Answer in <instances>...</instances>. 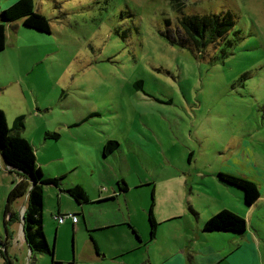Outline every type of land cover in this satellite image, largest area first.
<instances>
[{"label": "rangeland", "instance_id": "rangeland-1", "mask_svg": "<svg viewBox=\"0 0 264 264\" xmlns=\"http://www.w3.org/2000/svg\"><path fill=\"white\" fill-rule=\"evenodd\" d=\"M6 1L0 0V10ZM33 1L51 31L29 29L42 39L7 33L0 53V107L8 126L23 114V132L34 141L43 172L70 168L69 179L91 198L90 174L104 195L117 186L114 173H122L129 186L100 210L45 185L43 228L54 255L37 254L32 264L69 262L91 237L83 218L129 214L139 238L149 236L152 202L158 221L179 217L161 225L156 245L141 246L154 254V264L164 251L183 256L177 250L182 243L200 255L195 219L205 221L222 208L251 218L248 232L257 241L251 264H264V0ZM225 12L234 26L207 48L183 38L178 23L183 15ZM91 107L101 114L68 126ZM46 132L60 138H47ZM107 135L121 150L97 165L87 157L92 163L87 171L72 144L89 149ZM221 172L257 183L262 196L253 210L240 189L218 182ZM57 211L68 214L63 222L54 217ZM73 213L79 219L75 231ZM0 229L3 234L4 226ZM118 229L123 227L112 230L111 240H119Z\"/></svg>", "mask_w": 264, "mask_h": 264}, {"label": "crops", "instance_id": "crops-1", "mask_svg": "<svg viewBox=\"0 0 264 264\" xmlns=\"http://www.w3.org/2000/svg\"><path fill=\"white\" fill-rule=\"evenodd\" d=\"M11 1L13 0H8L6 1V3H10ZM29 29L25 28L22 25V22L16 21V23H14V27H11V25L7 26L6 41L8 40L7 33L9 32V30H13L14 32L16 31V33H18V35L21 37L27 35H33L35 38L42 39V37H37L36 33H34ZM4 50L2 51L3 53ZM3 87L4 84L0 82V90ZM36 107L39 106L36 104ZM86 112L89 114L84 115L77 121L76 120L69 121L68 126L81 125L82 123L88 121L90 116L101 114L98 110H95L94 107L89 108L88 110H86ZM19 115H23V114H18L17 116ZM13 120L9 126L12 125ZM23 130L21 134L30 142L33 148H37L34 141L30 140L27 137V135L23 132ZM111 137L112 136L107 135L106 138L100 139L98 144H94V146L89 149H84L80 147L79 144L77 143L72 144V147L73 146L75 147L76 156L79 164L82 167H84L87 171H91L90 168L92 167V163L90 162V160H88L87 157H91L92 161L96 164L97 161L105 163V161L108 160V159L102 160L105 158V156L108 155L116 156L117 153L115 152L121 150L120 143H119V148L114 152L109 154H104L103 152V145L105 141L107 139H112ZM97 145L100 146V148L97 149L96 148ZM81 149H84L85 152H83ZM99 152L103 154V156L101 155V158H99L100 157L99 155L97 157V154ZM120 160L123 165L124 162L126 163L127 158L126 156L122 155ZM36 162L39 166L37 158H36ZM2 163L4 164L3 159L0 155V226L1 227L2 225L4 226V232L3 234H0V240H1L0 258L2 259V262L0 264H32L34 260H37V254H42V253L30 251L29 250L30 247L28 248V244L26 243V240L24 238V231H23L21 217L24 216L27 194L18 198L13 202L12 210L15 212L16 218H14V220H9L8 219L9 215L6 216L4 212V204L7 194L12 187V183L17 177L15 173L9 172L6 167L4 169ZM68 169L70 168H62L59 170V172L54 173L50 170H47V172H43L41 168L43 174L47 177L49 176L62 177L61 186L64 189L74 184H80L79 182L69 179V174H66ZM112 176H113V180H115L116 182H118L120 179H123L125 181L124 178L125 176L122 173L121 174L114 173L112 174ZM89 182L90 184H93L95 186L94 196H93L94 198L90 197L87 188L84 187L88 194L89 202L97 204L98 206L97 209L101 208L100 210L106 208L104 207L105 205L103 202L110 200L112 198H116L118 194L125 193L128 190V186H129L128 182L125 181L127 185V189L121 192L118 190V186H116V184L112 185L111 191L106 193L107 195H104L102 188L99 189L96 186L99 185V181L94 175L90 174ZM218 182L222 183L219 179ZM141 183L143 182L140 181V184ZM141 185H145V184H141ZM137 186H139V184ZM59 191H64V190L62 189ZM108 194L110 195L108 196ZM261 196L262 195L260 194L259 198L249 207L248 209L249 211L253 210V208L256 206L257 202L261 198ZM153 207H154V203L152 205V210ZM189 209L194 214V211L191 208ZM57 213L60 214L58 211ZM58 214H56L54 217L57 218ZM126 215L127 214L122 213V216L117 218L114 217L98 218L94 222L89 221L87 218H83V226L88 231L91 237L85 240V242L81 245V247H79V249L74 252L71 258H67L69 262L67 263L63 262V263L66 264H154L153 262L154 254L153 253L145 254L144 252H142V249H140L141 246L145 245L148 247L153 244L156 245L159 237L158 232L161 230V225L167 222H173L176 219L179 220V217L176 216V214L172 216L168 215L167 216L168 219L158 221V219L155 217L153 213L157 221L156 233L153 238L149 239L148 238L149 236L144 237L142 235V238H137L135 236L129 225H131L135 229L137 227L131 220L129 214L127 216ZM195 220H196V226H195L196 233L198 234L196 235V238L198 237V240L202 245L201 248L199 247L200 251L202 252L201 253L202 255L201 254L196 255L195 249H192L191 246L188 244L182 243L179 244L177 250L183 252V256L179 253H177L178 255H176V252L171 253L164 251L159 255V258L156 260V264H251L250 250H252L253 252L256 251L257 241H256V236L248 232V229H250L249 226L251 221L250 217H247L248 227L246 231L241 235L234 234L231 232H219V231L208 232L203 230L202 228L204 222L203 219L202 220L195 219ZM77 223H79L78 218L76 222L72 221V230L75 231V224ZM118 227H123V229H118L119 231L117 234L119 240L113 241L111 240L113 239V237H109L110 233L113 232L112 230H115V228ZM0 233H1V229H0ZM5 242L6 244L4 245L3 243ZM192 251H194L195 253L190 254V252L192 253ZM43 255H47V254H43ZM184 257H186V260ZM54 263L60 264L59 262L51 260V264Z\"/></svg>", "mask_w": 264, "mask_h": 264}, {"label": "trees", "instance_id": "trees-1", "mask_svg": "<svg viewBox=\"0 0 264 264\" xmlns=\"http://www.w3.org/2000/svg\"><path fill=\"white\" fill-rule=\"evenodd\" d=\"M33 3V0H13V2L11 1L9 5L0 10V52L5 49L7 26L11 25V27H14V23L17 20L21 19L22 25L27 29L30 28L40 33H49L51 31L49 19L41 12L34 10ZM178 23L183 30L180 31L183 38L205 49L211 43L218 41L223 34L234 26V18L230 12L205 14L202 16L183 15L181 19H178ZM188 41L186 43H189ZM23 128V115L17 116L13 120L12 125L8 126L4 111L0 108V154L5 166H8L7 170L15 173L17 177L7 194L4 212L6 216L9 215V220H14L16 216L12 210L13 202L27 194L23 216L24 238L32 252L48 254L52 257L54 255L52 246L48 243L43 228L44 186L51 185L59 190L63 189L80 206L89 202V197L80 184H74L64 189L61 186L62 177H47L43 174L36 162L32 145L21 134ZM45 137L56 140L59 138V133L46 132ZM118 148V140L107 139L103 145V152L104 154H109ZM217 175L223 184L240 189L247 205H252L259 198L260 192L257 183L251 179L230 172H221ZM29 177L35 182L33 185H31ZM117 186L121 192L127 189L123 179L117 182ZM152 205L153 202L148 209L149 239L155 236L157 226ZM129 226L135 236L139 238L135 228L131 225ZM247 227L248 224L245 218L226 208H222L209 216L202 226L203 230L208 232H231L238 235L243 234ZM3 244L5 245L6 242Z\"/></svg>", "mask_w": 264, "mask_h": 264}, {"label": "built area", "instance_id": "built-area-1", "mask_svg": "<svg viewBox=\"0 0 264 264\" xmlns=\"http://www.w3.org/2000/svg\"><path fill=\"white\" fill-rule=\"evenodd\" d=\"M67 216H68V214H62V215L57 216L58 222H63L64 218ZM70 217H71L73 222H76L77 218L75 215L71 214Z\"/></svg>", "mask_w": 264, "mask_h": 264}, {"label": "water", "instance_id": "water-1", "mask_svg": "<svg viewBox=\"0 0 264 264\" xmlns=\"http://www.w3.org/2000/svg\"><path fill=\"white\" fill-rule=\"evenodd\" d=\"M1 155V154H0ZM5 165V164H4ZM6 168H8V166H5ZM30 178V181H31V185H33L35 182L33 181V179L31 178V177H29ZM22 218V225H23V220H24V217H21ZM28 248H29V246H28ZM29 250L31 251V249L29 248ZM52 250H53V253H54V246L52 245ZM52 257H53V255H52ZM51 257V258H52Z\"/></svg>", "mask_w": 264, "mask_h": 264}]
</instances>
